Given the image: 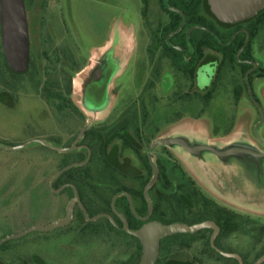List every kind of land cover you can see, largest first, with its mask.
Returning a JSON list of instances; mask_svg holds the SVG:
<instances>
[{
	"label": "rangeland",
	"instance_id": "obj_1",
	"mask_svg": "<svg viewBox=\"0 0 264 264\" xmlns=\"http://www.w3.org/2000/svg\"><path fill=\"white\" fill-rule=\"evenodd\" d=\"M22 3L33 62L30 71H14L0 49V145L13 147L38 138L61 149L76 143L92 146L94 140L86 139L88 131L105 135L121 124L127 129L111 137L108 134L101 141L102 148L96 145L89 157L85 149L57 152L36 142L13 151L0 148V264H131L137 243L111 230L107 223L104 228L103 217L94 220V227L88 230L77 203L71 221L63 227L6 238L62 218L73 197L70 187H60L63 183L78 185L76 193L86 215L111 214L109 203L117 189L137 191L153 179L147 154L158 174L148 192L151 204L160 205L161 217L156 222L190 224L208 216L217 218L214 212H220L237 230L230 231L231 224L219 230L216 247L239 255L242 264H254L264 256V217L205 202L161 145L148 150L162 128L186 136L188 131L174 126L176 118L206 114L216 128L223 129L229 125L231 113L240 121H246L251 113L258 121L252 137L264 143V78H260L264 77V32L250 50L260 69L250 74L252 93L259 100L256 107L247 96L245 81L249 77L234 63L225 62L219 78L214 75L210 81L217 60L207 54L200 73L190 80L159 59L161 44L150 41L168 20L159 0ZM259 50L263 51L260 57ZM107 64L111 69L103 94L92 86L93 77ZM213 81L216 90L205 104L202 96ZM49 92L61 95L62 99L53 101L55 105L63 107L66 100L72 101L77 113L68 108L63 116L51 112L46 104L50 99L44 94ZM238 93L243 98L236 111L229 105L235 103ZM64 157L75 165L66 169H71L67 177L54 178ZM230 165L226 163L224 168ZM174 196L185 207H178ZM119 198L113 207L121 214ZM246 205L264 210V199ZM133 207L139 211L137 201ZM211 232L205 229L160 241L154 264H238L210 247Z\"/></svg>",
	"mask_w": 264,
	"mask_h": 264
},
{
	"label": "crops",
	"instance_id": "obj_2",
	"mask_svg": "<svg viewBox=\"0 0 264 264\" xmlns=\"http://www.w3.org/2000/svg\"><path fill=\"white\" fill-rule=\"evenodd\" d=\"M208 4L211 12L220 20L211 0H208ZM244 18L247 17L238 20ZM242 98L240 96L235 104L231 103L230 109L237 111ZM228 120L229 125L220 129L216 128L209 114L179 117L174 126L178 129L183 127L188 131L184 134H189V138L179 131L166 133L162 128L156 134V139L165 142L160 145L207 199L240 214L264 217V210L246 205L262 203L264 199V143L252 137L253 126L258 121L251 113L246 121L238 120L233 113ZM197 127L201 129V136ZM261 130L264 139V126ZM226 163L232 165L224 168Z\"/></svg>",
	"mask_w": 264,
	"mask_h": 264
},
{
	"label": "water",
	"instance_id": "obj_3",
	"mask_svg": "<svg viewBox=\"0 0 264 264\" xmlns=\"http://www.w3.org/2000/svg\"><path fill=\"white\" fill-rule=\"evenodd\" d=\"M23 1L22 0H0V35H1V44L3 53L7 63L9 64L10 68L14 71H23L26 69L28 65V57H29V47H28V40H27V29H26V21L23 9ZM211 4L213 9L216 11L218 17L222 21L226 22H234L243 17H249L253 15L257 9L264 7V0H211ZM177 11V10H176ZM182 14V22L179 27L170 33L167 39L174 34L178 33L184 26L186 18L184 14L180 11H177ZM201 29H205L204 27H199ZM249 40V34H247V39L241 49L238 51L236 58L238 59L240 53L246 47ZM254 64V63H253ZM256 65L254 64L255 69ZM248 74V73H247ZM247 84V88L249 91V95L252 98L250 85ZM39 143L49 149L55 150L57 152H65L70 150L71 148H56L50 146L47 142L43 141L42 139H32L31 141L16 145L13 147H2L0 148L5 150H18L24 148L25 146L29 145L30 143ZM165 142L156 139L149 147V151L155 147L156 145L164 144ZM149 164L151 166L153 172V179L151 182L144 188L143 196L147 204L148 214L144 218V220H148L150 215L152 214V205L150 200L147 197L148 190L155 184L158 178L157 171L154 165L150 161V156L147 154ZM85 162L79 163L84 164ZM75 164L69 165L62 170H60L55 176H58L60 173L65 171L66 169L74 166ZM52 181L50 182V186ZM73 190V197L72 200L67 204L65 208L64 216L56 221L51 222L46 226H32L28 229L15 234L10 235L6 239L10 238H18L24 234H27L32 231H51L60 227L67 225L72 219V213L74 205L77 203L79 207L82 209L84 215L85 212L81 205V202L77 196L76 188L71 186ZM123 193L128 200L129 207L132 211V204L129 198V195L126 192H119L116 193L111 199V207L113 208V203L115 198L118 194ZM108 218L109 215H107ZM96 217L89 218L88 220H94ZM121 222L123 224V231L127 232L128 234L132 235L133 237L137 238L141 245V254L137 264H154L156 260L157 250L159 246V242L167 237H170L175 234H193L197 231L203 229H210L211 236L209 239L210 247L217 252L218 254L228 257L234 258L237 260L238 264H242L241 258L239 255L235 253H227L220 250L214 244V239L218 233V227L213 221H202L199 223L187 224L184 222L176 221L169 224H162L156 221H147L143 225H141L136 230H130L128 227L127 222L119 216ZM264 260V256L260 257L254 264H260Z\"/></svg>",
	"mask_w": 264,
	"mask_h": 264
},
{
	"label": "flooded vegetation",
	"instance_id": "obj_4",
	"mask_svg": "<svg viewBox=\"0 0 264 264\" xmlns=\"http://www.w3.org/2000/svg\"><path fill=\"white\" fill-rule=\"evenodd\" d=\"M159 3H160V7L163 9V11H165L168 20L163 25V27L158 28L156 31H154V33L150 36V41L155 42V44H159V43L161 44L159 59H162V60L166 61L167 63H169L172 66V64L170 63V57H171L172 54H171V52L168 49L170 48V49L178 51L179 53H183L184 48L186 46L185 44L189 43V35H190V33H191V31L193 29H200V30H203L205 32H209V29L207 27H205V26L193 25V26H191L190 29H187V30L184 31V28H185V25H186V21H187V19H186L183 28L178 33L174 34L173 36H171V37H169L167 39L168 35L173 32V31H171V32L168 31L169 25H170V22H171V18H172L171 14L172 13L179 14L181 16V22H182V19H183L182 14L177 12V11H180L182 13H183V11H181L179 8L173 7L172 6L173 5L172 0H159ZM198 14L200 16L206 18L207 22L219 34V37H218L214 32H211V35L214 36L215 39H217V41L219 43H222L224 46H227V45L232 46V45H234L233 47H236L235 45H237V44H241L240 47L238 48V50L236 51V54H235L236 62L234 64L239 66L240 71L242 73H244V75L247 78L250 77L251 73H259L260 72V69L257 68V63L254 61L253 55L250 52V50H251V48L253 46V43H256V42L258 43V41H260L261 33L264 32V8L257 10L253 15H251V16H249L247 18L238 20V21L233 22V23H227V22H222V21L218 20L216 18V16H214V14L210 10L209 4H208V0H202L200 8H199V11H198ZM184 16H185V14H184ZM185 18H186V16H185ZM40 22H41V28H42V25H43L44 21L41 20ZM181 22H180V24H181ZM44 27H45V23H44ZM44 27L42 28V32L45 29ZM199 27H204L205 29H201ZM181 32H184L185 40H183L180 36H177ZM247 34H249L248 43H247L246 47L243 49V51L240 53V55H239V57L237 59L236 55H237L238 51L241 49V47L244 45V43L246 42ZM0 49H2L1 35H0ZM205 49L210 50V52H207ZM247 50H248V52H247ZM2 51H3V49H2ZM202 52H203V59H207L206 55L207 54H211V57L214 58L215 60H217L216 63H215V66L211 67L212 68L211 76H210V81H211V79L214 78V75L216 76V73L218 71L219 65H220L221 61L225 58V55L222 52L218 51V50H213V49H211L209 47H206V46L202 48ZM261 53H263V51L259 50L258 56L261 55ZM32 62H33V59L30 57V53H29L28 65H27L25 70H27V71L31 70ZM253 63L256 65L254 70H253V68H254V64ZM242 66H245V68H246L245 72L242 71ZM108 67H109L108 64L105 67H102V66L99 67L97 69V71L95 72V77H93L94 78V80H93L94 84L92 86L99 93L103 92V94H104L106 92V86L108 84L106 81L108 80V77L110 76L109 74H110L111 65H110L109 68ZM201 68H202L201 64H199L198 67L195 70L194 78H195L196 75H198L200 73ZM260 78H264V77L261 76ZM246 83H249V85H251L250 78L245 81V85H246V89H247V96L250 98L252 103L256 105V107H259V100L253 95L251 87H250V90H251L252 98L250 97ZM211 84H212V82L208 85V87L211 86ZM44 94H45V97H48L50 99L46 103L48 109L51 112L57 114L58 113V108H57L58 105L57 104L55 105L53 103V101L55 102V101L58 100V98H57L58 97V93L49 92V93H44ZM240 96H241V94H239V98H240ZM239 98H237V100L234 99L235 103L239 100ZM46 101H47V99H46ZM70 102L72 103V101H70ZM48 103H50L52 105V107L54 106V108L50 109ZM235 103H233V104H235ZM56 108H57V110H56ZM78 118H81V117H78ZM176 119H178V118H176ZM126 129H127V127L121 124V125H119V127H115L113 129H111V131H108L107 133H105V135L100 134L99 131L98 132L97 131H94V132L88 131V132H86V135H87L86 139L87 140L88 139L94 140V143H93L92 146L87 145L85 143H82V144L76 143L75 145H71V146L66 147V148L73 147V148L70 149V151L71 150L73 151V150L85 149L87 151V154H88V157H89L93 150L96 151V147H97L96 145L99 144L98 146L101 147V141H102V139L104 137L106 138V136H108V134H110L109 135L110 137L114 136V135H116L119 132H124ZM105 143L106 142L103 143V146H104ZM101 148H99L98 150H101ZM72 164H70V165H72ZM66 186H68V187H70L72 189L71 186H74V185L71 184V183H63L60 187L63 188V187H66ZM144 188H143V190H144ZM150 189L148 190V192L150 191ZM143 190H142V195H143ZM119 192H126L129 195V198H130V201H131V204H132L131 213H133V215L135 216L137 221H139L141 223L140 226L143 225L144 223H146L147 221H151L150 220L151 215H150L148 220H144V218L148 214V209H147V213L145 215H137L135 213V211H134V207H133L134 201L132 200V198H133L132 195H130L127 191L121 190V189L118 190L117 192H115L114 195L116 193H119ZM148 192H147V197H148ZM120 196H124L126 198V200H127V197L123 193L118 194L116 198H118ZM143 199H144V196H143ZM148 199H149V197H148ZM144 201H145V199H144ZM127 204H128V207H129L128 200H127ZM145 204H146V201H145ZM110 206H111V201H110ZM146 207H147V204H146ZM120 209L123 212L122 208H120ZM129 209H130V207H129ZM111 210H112L113 215L116 216L117 219L120 221V224H118L116 221H114L112 214H108V213H99V214L93 216V217H96L94 220H96L97 218H102L103 217L104 220H105V223H102L104 228H105V225H106V221H109L112 225H114V227L116 229V230H113V231H116L119 234L125 232V231H123V224H122L121 219L119 218V216L122 217L127 222L129 229H130L131 225L134 224L131 221L128 223V220L126 219L124 214L123 213H121V214L117 213L116 210L114 209V207L113 208L111 207ZM107 215H109L110 218H108ZM84 217H85V221L94 222V220H88L89 218H93V217H88L86 214L84 215ZM130 230H132V229H130ZM125 233H127V232H125Z\"/></svg>",
	"mask_w": 264,
	"mask_h": 264
},
{
	"label": "trees",
	"instance_id": "obj_5",
	"mask_svg": "<svg viewBox=\"0 0 264 264\" xmlns=\"http://www.w3.org/2000/svg\"><path fill=\"white\" fill-rule=\"evenodd\" d=\"M22 1H27L29 3L32 0H22ZM172 2H173L172 6L176 7V8H179L181 11H183V13L186 16L187 21H186V25H185L184 31L187 30V29H190L191 26H193V25H200V26L207 27L209 29V32H205V31L200 30V29H193L191 31L190 35H189V43L185 44L186 46L184 48L183 53H179L178 51L169 48L168 50L172 54L171 57H170V63L172 64V66L177 71H179L182 74H184L185 76H187L190 80H193L194 79L195 70H196V68L198 67V65L200 64V62L203 59L202 48L206 46V47H209V48H211L213 50H218V51L222 52L225 55V58L221 61L220 65H219V68H218V71H217L216 76H215V78L218 79L219 78V74H220V70H221V66L224 65L225 62H229V63H235L236 62L235 54H236V51L238 50V48L240 47L241 44L235 45L236 47H233L234 45H232V46H229V45L224 46L222 43H219L217 41V39H215L214 36L211 35V32H214L219 37V34L207 22L206 18H204V17H202V16H200L198 14V11H199V8H200L202 0H172ZM171 15H172V18H171V22H170L169 29H168L169 32L174 31L179 26V24L181 22V16L179 14L172 13ZM43 27H44V23L42 25V28ZM177 36H180L183 40H185L184 32L179 33ZM247 52H248V50H247ZM245 69H246L245 66H242V71L243 72H245ZM215 88H216V83L213 81L211 86L207 89L206 93L202 96V99H203L205 104H207L210 101V99L212 97V94L215 91ZM57 98L58 99H62L61 95H59V94H58ZM237 98H239V93L236 96L235 100H237ZM66 104L67 105H64L63 107H59L60 105L57 107L60 115H62V116L65 115V111H63L64 108H68L71 113H74V114L77 113V108L69 100H66ZM48 105H49L50 109L54 108V106L52 107V105L50 103H48ZM67 158L68 157H64V159L61 161L59 170H61L62 168L66 167L68 165H70L69 164L70 160H68L69 158L68 159ZM105 167H107V164H105ZM178 168L180 169L179 166H178ZM70 170L63 171L59 175L58 179L59 178L61 179L63 177H67V174H68V172ZM182 174L184 175L183 172H182ZM161 175H162L163 179L166 181L165 174L162 172ZM184 177L186 178L187 181H189L192 184L193 188L196 189L195 191L198 192L199 198L203 199L205 202H210L211 205H213V206L217 205L213 201H211V200L207 199L205 196H203V194L199 192V190L194 186V183L189 178H187L185 175H184ZM71 184H73V183H71ZM143 184L144 185H140L141 187L143 186L142 189L140 188L137 191H131L129 189L122 188V187L120 188L121 190H125L130 195H132V197H133L132 200L134 202L137 201L138 206H139V208H138L139 211H137L134 208V211H135V213L137 215H144V213L145 214L147 213V207H146L145 201L143 199V195H142V190L147 184H146V182L143 183ZM74 186H75L76 189H78V185L77 184L74 185ZM153 188H154V185L152 186L151 189H153ZM120 189H117L116 192L118 190H120ZM174 198H175V204L178 207H181V208L185 207V204L181 201L180 198H178L177 196H174ZM118 203H120V205H121L120 207L123 210L122 213L124 214V216L128 220V223L130 221L134 223L133 225H131L130 229H132V230L138 229L140 227L141 223L139 221H137V219L135 218L133 213H131V210L128 207L126 198L124 196H120V198L118 199ZM159 206L160 205L158 204V202L156 204L152 205V214H151V217H150L151 221H155V220L160 221L161 212L159 211ZM109 208H110L111 214L113 215L110 203H109ZM223 209H225V208H223ZM185 210L187 212L188 211L190 212L189 208H187ZM228 213H229V211H228ZM91 214L92 213L88 212L87 216L88 217H93L94 214L93 215H91ZM208 214L210 215L211 213L208 212ZM214 214H216L217 218H213V217H209L208 216V217H204V218H201V219H198V220H192V222L190 224L199 223V222H202V221L209 220V221H213L217 225L218 231L219 230L221 231L225 226H228L229 224H231V227H230L231 229H229L230 231L234 232V231L237 230V225H235L234 223L232 224L230 219L222 218L220 212L219 213H217V212L215 213L214 212ZM232 214H231V216L234 217V218H238L239 217V215H237L236 213L235 214L232 213ZM80 217H81V219L83 221H85V217H84L82 211H80ZM113 219L118 224H120V221L117 219L116 216L113 215ZM85 222H86V226H88L87 227L88 230H91V228L94 227L91 224H94L95 221L94 222L85 221ZM106 223H107L108 227L111 230H116L114 225H112L109 221H106ZM203 230H205V229H203ZM208 230H210V229H208ZM200 232H202V230L197 231V233H200ZM122 234L129 236L131 239H133L137 243V253L133 257L132 263L130 262L131 264H137L138 261H139V258H140V254H141L140 253L141 252L140 242L138 241L137 238L133 237L132 235H129V234L125 233V232L121 233V235ZM183 235L184 234H175V235H172L170 237L164 238L162 240L170 239V238H176V237H180V236H183ZM214 244L217 246L216 241L214 242ZM236 262H237V260H236Z\"/></svg>",
	"mask_w": 264,
	"mask_h": 264
}]
</instances>
